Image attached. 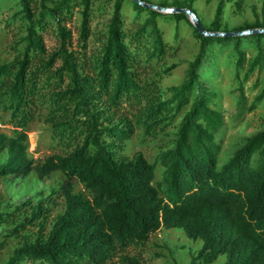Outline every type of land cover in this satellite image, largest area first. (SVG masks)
Here are the masks:
<instances>
[{
	"label": "trees",
	"instance_id": "1",
	"mask_svg": "<svg viewBox=\"0 0 264 264\" xmlns=\"http://www.w3.org/2000/svg\"><path fill=\"white\" fill-rule=\"evenodd\" d=\"M125 1L114 0L105 39L86 70L83 57L77 56L82 52L69 49L71 34L64 23L79 7L78 39L84 49L93 0H18V13L26 22L24 36L13 60L0 65V106L8 113L5 125L11 132V136L0 133V156H5L0 178L23 180L34 174L43 180L59 173L63 181L58 192L64 206L48 232L42 222L37 224V236L24 240L5 264H112L115 252L143 245L160 229L181 230L187 239L201 243L188 264H216L220 259L221 264H264V129L248 137L220 166L222 145L217 135L224 122L213 107L215 93L203 87L198 74L208 46L231 44L243 110L242 45L252 40L257 49L244 74L247 78L262 60L264 35L211 37L194 29L199 51L188 64L185 80L163 101L158 86L161 75L141 81L139 59L148 63L167 51L157 18L178 24L188 17L162 14L132 0L137 13L148 15L132 33L124 28ZM226 3L240 6L236 0H218L211 27L199 20L191 2L186 9L195 14L204 31L227 33L220 27ZM49 26L55 28L59 43L53 53L46 54L41 33ZM256 28L264 25L233 32ZM58 61L61 65L55 69ZM174 68L164 69L163 74ZM263 98L264 88L249 110ZM124 104L136 110L133 120L121 114ZM184 108L170 146L159 154L163 173L156 182V163L141 153L132 158L124 155L135 133L133 124L154 133L160 124L171 123L172 110L179 113ZM39 109L46 111L44 121L61 153L35 163L27 155V139ZM76 184L86 194L75 193ZM42 204L39 200L33 205L29 216L6 235L43 219L47 208ZM8 217L1 213L0 224ZM123 262L140 264L129 257Z\"/></svg>",
	"mask_w": 264,
	"mask_h": 264
},
{
	"label": "rangeland",
	"instance_id": "2",
	"mask_svg": "<svg viewBox=\"0 0 264 264\" xmlns=\"http://www.w3.org/2000/svg\"><path fill=\"white\" fill-rule=\"evenodd\" d=\"M148 4L173 8L178 5L181 9L191 2V9L201 22L211 27L214 19L218 0H145ZM132 0L123 3L124 28L135 33L141 24L148 18L145 11L137 13L132 8ZM240 2L237 7L233 3H226L220 21L221 29L233 32L253 24L264 25V0H236ZM114 0H93L90 17V36L87 38L84 49L78 39L80 24V8L73 10L71 19L64 25L71 34L69 49L83 57L85 69L97 56L100 46L106 35L107 25L112 13ZM178 8V7H177ZM20 6L18 0H0V65L13 60L20 39L24 36L26 22L18 13ZM169 14V13H162ZM187 18V17H186ZM157 26L163 33L167 44L165 55L158 60L146 63L140 58L141 65L138 75L141 81H150L155 76L158 79L161 99L171 98V89L180 86L186 78L188 64L195 58L199 51L200 41L196 38L194 28L189 19L175 24L172 20L156 19ZM46 54L53 53L58 47V38L55 28L49 26L41 33ZM148 42V39L147 41ZM262 47V60L251 74L245 78L251 62L257 55L254 42H243L245 53L244 63L240 71V82L245 96V108L240 109V84L235 78V59L231 44H212L205 49L198 69L199 81L203 87L215 93L213 107L219 111L223 118V127L220 129L217 139L220 140L222 150L219 155V165L226 163L232 154L238 150L248 137L264 129V98L256 103L253 110L249 107L255 102V98L264 88V38L260 41ZM60 61L55 64V69L60 67ZM175 66L168 74H163L164 69ZM88 68V69H87ZM67 77L64 75V85ZM185 108L176 113L172 110V120L160 124L154 133H146L138 124H133L135 133L128 142L124 155L128 158L141 153L150 163H156L155 181L159 182L163 168L158 161L159 154L170 146L174 131L185 112ZM46 111L39 109L35 120L28 127L27 155L30 160L40 163L48 156L61 153V150L51 139L50 127L45 123ZM133 120L136 110L133 106L124 104L121 112ZM8 113L0 106V133L11 136L9 128L5 125ZM5 156H0V164ZM63 181L59 173L52 175L50 179L38 180L34 174L27 178L12 179L0 178V214L8 213L5 223L0 224V264H5L13 250L22 242L30 241L37 236L39 229L36 226L40 222L44 232H48L54 218L63 211L64 202L58 192V187ZM75 193L86 194L81 185L76 184ZM39 200H43V206L47 208L45 217L36 221L35 225L27 226L16 234L6 235L17 227ZM21 208L15 210V208ZM201 246L199 241L193 242L185 237L178 229H160L149 236L148 240L139 246H129L124 251L115 252L112 264H124L123 258H136L140 264H188L192 253H196ZM220 259L216 264H221Z\"/></svg>",
	"mask_w": 264,
	"mask_h": 264
},
{
	"label": "water",
	"instance_id": "3",
	"mask_svg": "<svg viewBox=\"0 0 264 264\" xmlns=\"http://www.w3.org/2000/svg\"><path fill=\"white\" fill-rule=\"evenodd\" d=\"M136 2L139 6L151 10H155L160 13H179L184 14L188 17L190 23L194 27V29L198 32V34L202 36H214V37H224V36H246V35H252V34H262L264 35V28H256V29H249L241 32H227V33H219V32H206L202 29L197 17L195 14L186 8H163L159 6H155L152 4L144 3L140 0H133Z\"/></svg>",
	"mask_w": 264,
	"mask_h": 264
}]
</instances>
